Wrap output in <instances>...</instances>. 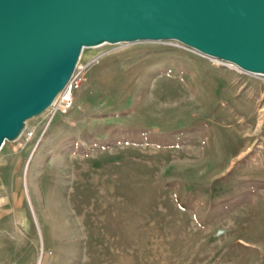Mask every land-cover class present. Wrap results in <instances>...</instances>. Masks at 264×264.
Returning <instances> with one entry per match:
<instances>
[{
    "label": "rangeland",
    "instance_id": "1",
    "mask_svg": "<svg viewBox=\"0 0 264 264\" xmlns=\"http://www.w3.org/2000/svg\"><path fill=\"white\" fill-rule=\"evenodd\" d=\"M77 65L0 147V264H264V75L178 40Z\"/></svg>",
    "mask_w": 264,
    "mask_h": 264
},
{
    "label": "water",
    "instance_id": "2",
    "mask_svg": "<svg viewBox=\"0 0 264 264\" xmlns=\"http://www.w3.org/2000/svg\"><path fill=\"white\" fill-rule=\"evenodd\" d=\"M159 40L264 75V0H0V147L52 104L83 47Z\"/></svg>",
    "mask_w": 264,
    "mask_h": 264
},
{
    "label": "built area",
    "instance_id": "3",
    "mask_svg": "<svg viewBox=\"0 0 264 264\" xmlns=\"http://www.w3.org/2000/svg\"><path fill=\"white\" fill-rule=\"evenodd\" d=\"M82 69H83V66L76 65V68H75L70 80L68 81L66 86L63 88V90L60 92L61 96L58 100L57 106L61 107V109L63 111H66L72 107V104H73L72 93L74 90L78 89L81 85V81H82L81 71H82Z\"/></svg>",
    "mask_w": 264,
    "mask_h": 264
},
{
    "label": "bare ground",
    "instance_id": "4",
    "mask_svg": "<svg viewBox=\"0 0 264 264\" xmlns=\"http://www.w3.org/2000/svg\"><path fill=\"white\" fill-rule=\"evenodd\" d=\"M88 47H93V46H88ZM84 48H86V47H83V48H82L81 53L83 52V49H84ZM80 55H81V54H80ZM79 59H80V57H79ZM78 62H79V61H78ZM61 91H62V90H61ZM61 91H60V92H61ZM60 92H59L58 95L55 97V99L53 100L52 104H51V105H50L45 111H47L51 106H54V107H52L54 110L57 109V108L59 107V106H57V105H58V100H59V98H60V96H61V93H60ZM52 108H51V109H52ZM28 120H29V119H28ZM28 120H26V122H25V127H24V129H23V133H24V130H26V128H27V127H26V124H27V121H28ZM4 143H5V141L3 142V144H4ZM3 144H2V145H3Z\"/></svg>",
    "mask_w": 264,
    "mask_h": 264
}]
</instances>
